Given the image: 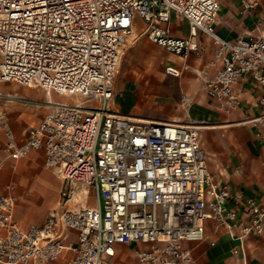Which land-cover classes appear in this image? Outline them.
<instances>
[{
  "label": "built area",
  "instance_id": "obj_1",
  "mask_svg": "<svg viewBox=\"0 0 264 264\" xmlns=\"http://www.w3.org/2000/svg\"><path fill=\"white\" fill-rule=\"evenodd\" d=\"M171 10L187 19L186 37L164 26ZM218 11V0H0V81L72 99H48L50 110L22 143L0 112L6 155L17 160L41 149L44 167L66 183V200L79 186L101 197L96 206L78 204L42 226L21 229L14 197L0 195V264H46L68 248V231L77 233L68 264H109L114 245L132 241L142 245L139 264H196L184 242L203 238L206 219L236 225L228 222L236 213L228 208L227 186H218L208 171L199 124L132 120L108 105L138 15L151 41L180 56L198 49L200 33L215 38L222 66L205 79V93L234 108L232 84L251 76L261 89L260 113L251 121L264 125V33L221 39L214 31ZM243 206L252 217L242 235L264 231V207L251 197Z\"/></svg>",
  "mask_w": 264,
  "mask_h": 264
},
{
  "label": "crops",
  "instance_id": "obj_2",
  "mask_svg": "<svg viewBox=\"0 0 264 264\" xmlns=\"http://www.w3.org/2000/svg\"><path fill=\"white\" fill-rule=\"evenodd\" d=\"M218 3L214 31L219 38L233 41L264 33V0H218ZM173 18L186 23V32L172 30ZM145 26L141 17H133L132 31L126 38L114 75L109 109L143 122L199 124V144L208 171L218 186H227L230 193L227 205L236 213L234 220L228 222L236 225L227 226L206 219L203 238L186 241L184 246L190 250L196 264H264V231L245 235L241 232L252 217L243 206L245 200L251 197L264 207V125L251 121L260 113V86L249 75L241 77L232 84L238 104L225 108L204 89L205 79L213 78L222 66L220 57L216 56L219 42L200 33L198 49L180 56L151 41L144 31ZM164 26L172 36L188 35L187 19L173 10ZM1 82L4 86L0 89V112L5 113L16 141L22 143L27 131L50 110V104L37 94L18 96L17 83ZM18 100L33 101L35 109L18 108ZM5 142L6 134L0 126V195L14 197V217L21 229L31 224L42 226L50 215H59L66 208L78 204L93 207L100 202L96 191L86 186L75 188L72 198L66 200L62 194L66 183L46 168L54 180V187L50 195L45 196V209L35 210L21 194L22 190L18 192V164L32 152H39L44 166L43 151L32 149L24 157L13 160L4 151ZM64 243L68 248L46 264H68L74 256L72 247L77 244V233L68 231ZM141 247L134 241L118 243L108 262L139 264L136 250Z\"/></svg>",
  "mask_w": 264,
  "mask_h": 264
},
{
  "label": "rangeland",
  "instance_id": "obj_3",
  "mask_svg": "<svg viewBox=\"0 0 264 264\" xmlns=\"http://www.w3.org/2000/svg\"><path fill=\"white\" fill-rule=\"evenodd\" d=\"M170 26L176 32H186V23L178 19L173 18ZM3 86V83L0 81V89ZM32 94H37L38 97L45 98L46 100L50 99L51 101H72L69 97H65L56 92H51L48 96L46 91L41 87L18 84V96H29ZM18 108L35 109V103L33 101L18 100ZM53 187L54 180L50 172L42 166V158L39 152H32L18 164V192L22 190L21 194L35 210L45 209L47 205L45 196L50 195ZM132 209L134 208L130 207V210ZM157 214L160 219V207L157 208Z\"/></svg>",
  "mask_w": 264,
  "mask_h": 264
}]
</instances>
